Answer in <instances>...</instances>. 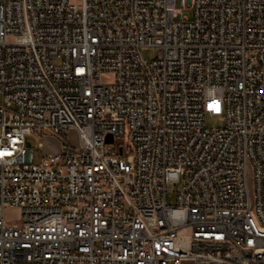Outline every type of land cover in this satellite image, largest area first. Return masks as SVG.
<instances>
[{
  "label": "built area",
  "instance_id": "built-area-1",
  "mask_svg": "<svg viewBox=\"0 0 264 264\" xmlns=\"http://www.w3.org/2000/svg\"><path fill=\"white\" fill-rule=\"evenodd\" d=\"M178 1L0 0V264H264V0Z\"/></svg>",
  "mask_w": 264,
  "mask_h": 264
},
{
  "label": "rangeland",
  "instance_id": "rangeland-1",
  "mask_svg": "<svg viewBox=\"0 0 264 264\" xmlns=\"http://www.w3.org/2000/svg\"><path fill=\"white\" fill-rule=\"evenodd\" d=\"M73 1L79 2L80 0H73ZM177 6L179 8H184L180 0L177 2ZM183 10H184L183 13L184 15L189 17L192 15V11L190 9L184 8ZM158 53L159 52L156 47H144L141 49V55L146 60L155 59L158 56ZM0 102H1V97H0ZM205 122L207 126H214V125H221L223 123V120L221 117L207 115ZM69 135L74 144L78 143V136L76 132L70 131ZM28 140L29 142L32 143V146L35 147H37L40 142H45L47 152L54 153L59 150V143L56 140V138L53 136H47L46 138H44L43 136L33 134L29 136ZM180 186H181L180 183L175 184L173 182H169L167 184L168 191H167L166 199L169 205L172 206L178 205L179 202H178L177 190L179 189ZM17 213H18L17 210H9L7 211V216L10 220H15L17 219Z\"/></svg>",
  "mask_w": 264,
  "mask_h": 264
},
{
  "label": "water",
  "instance_id": "water-1",
  "mask_svg": "<svg viewBox=\"0 0 264 264\" xmlns=\"http://www.w3.org/2000/svg\"><path fill=\"white\" fill-rule=\"evenodd\" d=\"M108 141H112L111 135L108 136Z\"/></svg>",
  "mask_w": 264,
  "mask_h": 264
},
{
  "label": "snow or ice",
  "instance_id": "snow-or-ice-1",
  "mask_svg": "<svg viewBox=\"0 0 264 264\" xmlns=\"http://www.w3.org/2000/svg\"><path fill=\"white\" fill-rule=\"evenodd\" d=\"M217 110H218V107H217Z\"/></svg>",
  "mask_w": 264,
  "mask_h": 264
}]
</instances>
